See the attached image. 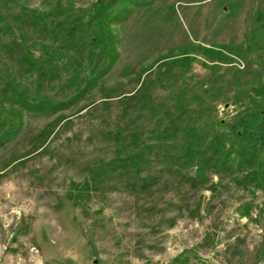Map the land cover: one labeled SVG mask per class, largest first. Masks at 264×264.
Listing matches in <instances>:
<instances>
[{
  "label": "rangeland",
  "instance_id": "1",
  "mask_svg": "<svg viewBox=\"0 0 264 264\" xmlns=\"http://www.w3.org/2000/svg\"><path fill=\"white\" fill-rule=\"evenodd\" d=\"M98 1L0 0V264H264V188L194 187L178 161L187 125L208 136L264 83V0H128L87 87Z\"/></svg>",
  "mask_w": 264,
  "mask_h": 264
},
{
  "label": "trees",
  "instance_id": "2",
  "mask_svg": "<svg viewBox=\"0 0 264 264\" xmlns=\"http://www.w3.org/2000/svg\"><path fill=\"white\" fill-rule=\"evenodd\" d=\"M127 1L99 0L93 4V14L85 25L86 27L89 26L88 31H92V46L98 48L95 58L97 67L88 71L87 87L98 81L97 76L101 75L99 73L101 70L104 71L103 73L108 72L119 58L111 24L114 21L123 20L119 14L114 17L117 11L115 8ZM149 1L129 0L128 2L133 7H140L151 5ZM60 23L57 22L56 24L59 29L57 34L63 35L64 33V39L70 44L75 41L77 31H86L84 26L80 24L73 27H70L72 24H69L68 31L65 32L67 29L65 28L66 22L63 25ZM3 29L5 33L11 31L9 26H5ZM253 45L249 42L235 50H232L231 46H216L217 51L205 50V52L213 53L212 57L223 63V61H231L228 55L242 57L245 52L249 51L248 47ZM185 49L187 51L184 53L186 56L180 61L188 66L193 60L191 54L195 48H191L189 44ZM75 62L77 63V61ZM78 64L80 65V62ZM98 66L101 68L99 72H97ZM252 92V95L250 93L245 94L242 90L237 92L232 99L234 104L239 105L240 111L232 121L225 124L212 122V129L208 136L205 137V131L202 130L203 126L200 127L197 122H193L184 128L182 149L178 161L183 169H194L195 175L191 182L192 186L207 187L208 190L216 191L219 182L211 181L208 174L213 172L219 178H229L238 186L253 185L256 188H264V83L255 87ZM49 105L39 106L45 109L51 107V110L57 111L58 105ZM134 162L136 163V161H132V163Z\"/></svg>",
  "mask_w": 264,
  "mask_h": 264
}]
</instances>
